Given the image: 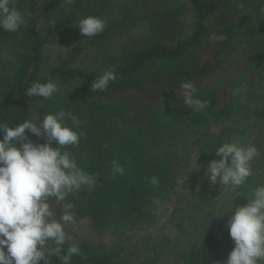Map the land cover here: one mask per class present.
<instances>
[{"label": "trees", "instance_id": "trees-1", "mask_svg": "<svg viewBox=\"0 0 264 264\" xmlns=\"http://www.w3.org/2000/svg\"><path fill=\"white\" fill-rule=\"evenodd\" d=\"M238 2L74 0L68 5L64 0H17L16 6L30 16L18 32L0 29V122L16 126L60 109L79 118L81 124L75 130L82 133L80 143L66 150L82 168L97 174L99 183L91 191L82 188L68 197L75 205V218L87 217L99 229L126 230L151 220L154 198L162 200L170 194L183 160L175 150L159 147V137L176 131L195 133L196 139L216 149L219 141H228L229 134L226 130L220 135L209 133L210 123H225L235 115L247 121L259 113L258 101L253 109L237 107V96L231 92L227 103L219 107L217 94L206 86L195 96L207 101V107L194 111L177 92L184 82L195 84L219 67L240 43L246 61L237 82L246 83L252 91L260 82L264 76L262 0H243L248 10L243 14ZM88 15L107 21L105 30L90 38L83 37L76 26ZM51 18L57 19L54 27L49 24ZM59 36L70 42V49L62 61L45 70L43 47ZM91 52L90 62H82ZM202 52L207 58L201 62ZM109 68H115L117 80L104 91H92L93 81ZM48 79L60 86L52 99L26 94L33 81ZM148 82L161 86L164 100L148 110L143 124L131 122L130 103L112 95L129 88L141 91ZM196 126L205 129L199 131ZM114 159L124 167V175H112ZM152 176L159 178L158 187L149 183ZM220 247L219 235L208 231L188 252V264H217ZM81 251L83 255H74L71 264H116L113 256L92 252L87 244ZM49 259L50 264H60L55 255Z\"/></svg>", "mask_w": 264, "mask_h": 264}, {"label": "clouds", "instance_id": "clouds-1", "mask_svg": "<svg viewBox=\"0 0 264 264\" xmlns=\"http://www.w3.org/2000/svg\"><path fill=\"white\" fill-rule=\"evenodd\" d=\"M73 2L64 0L68 5ZM16 4L17 0H0V29L6 32H18L29 19L30 13ZM237 7L242 14L248 13L243 0H239ZM260 13L264 15V0ZM56 23V18L49 20L53 27ZM106 23L99 16L88 15L80 18L76 26L83 37L90 38L102 33ZM116 80L115 68H109L93 81L91 90L104 91ZM182 88L187 107L194 111L207 107V101L195 96L192 82H184ZM59 91L60 86L52 79L36 80L27 87L26 94L52 99ZM246 92L247 84L242 83L233 94L239 93L243 104ZM80 124L75 114L63 109L38 121L26 119L16 126L0 122V264H50L52 255L59 258L60 264H71L74 255H83L67 231V225L75 223L76 217L75 205L68 197L82 188L93 190L99 176L82 168L73 153L66 150L79 145L82 133L75 129ZM28 133L45 142L36 143ZM214 153L218 159L208 162L204 172L210 185L235 189L253 176L252 165L258 156L254 144L225 141ZM198 165L193 168L199 169ZM111 167L113 176L125 174L118 160L114 159ZM148 179L152 186H159L157 176ZM246 197V204L233 207L232 203L223 212L232 211L226 225L234 242L223 264H264V185L255 187ZM53 200L60 205L59 218ZM153 202L159 203V199L154 198Z\"/></svg>", "mask_w": 264, "mask_h": 264}, {"label": "rangeland", "instance_id": "rangeland-1", "mask_svg": "<svg viewBox=\"0 0 264 264\" xmlns=\"http://www.w3.org/2000/svg\"><path fill=\"white\" fill-rule=\"evenodd\" d=\"M210 32L211 37H217L214 25H211ZM41 33L45 34L44 28ZM69 49L70 42L61 36L47 40L42 51L43 68L47 70L62 61ZM86 55L82 62L88 64L93 53ZM199 58L202 62L207 55L202 52ZM245 61L240 43L232 53L224 57L219 67L194 84L196 91L204 86L211 88L217 94L218 106L223 107L229 93H234L240 85L237 81ZM252 89L247 90L246 102L243 104L240 103V94H236L237 107L247 105L253 109V102L258 101L260 108L256 116L242 121L241 115H235L225 123L213 122L208 127V132L215 135L226 130L228 141L236 140L257 147L258 156L252 165L254 174L244 185L235 189L231 186L223 189L219 184L210 185L204 172L207 163L215 159L214 146L204 143V139H196L195 133L176 131L166 134L158 138V146L175 150L176 155L183 160L180 161L170 194L159 200V203H154L153 218L141 221L131 230L112 226L99 229L87 217L75 218V223L67 225V231L74 237L72 242L77 243L81 249L83 244H87L92 252L110 254L116 264H188L190 249L200 244L208 231H214L220 238L219 260L223 264L234 247L226 225L232 211L223 212L232 203L233 207L246 204V196H250L255 187L264 185V76ZM183 91L181 86L177 90L178 95L183 96ZM112 96L126 99L130 103L129 121L140 124H143L148 110L165 97L156 82L145 83L141 91L129 88ZM195 128L199 131L205 129L202 126ZM28 136L36 143L45 142L31 133ZM197 163L200 168H193L199 167ZM52 206L59 218L62 214L60 205L53 200Z\"/></svg>", "mask_w": 264, "mask_h": 264}]
</instances>
